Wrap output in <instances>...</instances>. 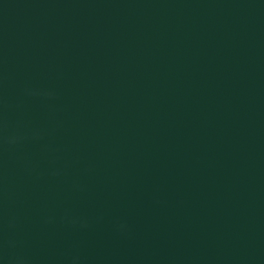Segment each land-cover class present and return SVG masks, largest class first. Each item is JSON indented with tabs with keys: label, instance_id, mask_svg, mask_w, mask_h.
I'll list each match as a JSON object with an SVG mask.
<instances>
[{
	"label": "water",
	"instance_id": "1",
	"mask_svg": "<svg viewBox=\"0 0 264 264\" xmlns=\"http://www.w3.org/2000/svg\"><path fill=\"white\" fill-rule=\"evenodd\" d=\"M0 264H264V0H0Z\"/></svg>",
	"mask_w": 264,
	"mask_h": 264
}]
</instances>
